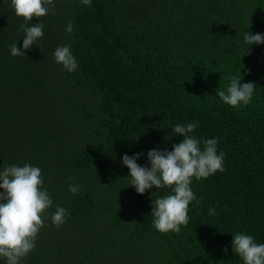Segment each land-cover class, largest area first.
I'll return each instance as SVG.
<instances>
[{
    "label": "trees",
    "instance_id": "obj_1",
    "mask_svg": "<svg viewBox=\"0 0 264 264\" xmlns=\"http://www.w3.org/2000/svg\"><path fill=\"white\" fill-rule=\"evenodd\" d=\"M54 5L26 22L0 0V169L39 167L53 200L20 264H244L234 234L264 244V44L244 40L264 34V0ZM25 23L45 26L27 50ZM12 44L25 53L13 56ZM60 46H70L75 71L56 62ZM230 76L255 83L247 105L219 97ZM188 123L201 141L217 140L224 170L192 178L188 224L162 233L152 201L172 188L139 194L122 157L140 153L150 167L148 151H172L184 139L175 125ZM57 206L68 210L59 228Z\"/></svg>",
    "mask_w": 264,
    "mask_h": 264
},
{
    "label": "clouds",
    "instance_id": "obj_2",
    "mask_svg": "<svg viewBox=\"0 0 264 264\" xmlns=\"http://www.w3.org/2000/svg\"><path fill=\"white\" fill-rule=\"evenodd\" d=\"M84 5L91 4V0H81ZM15 14L23 17L26 22L33 18L47 15L54 8V0H11ZM25 35L23 49H29L44 35V24L33 23L28 26L21 24ZM66 31L71 33L73 25L69 22ZM244 40L247 44H264V34L246 32ZM13 56L23 55L17 44L9 46ZM57 63L73 72L77 69L76 58L70 46H60L54 51ZM230 85L226 91H218L222 101L230 106L238 107L241 103H250L255 90V83L241 84V79L230 76ZM197 124H177L174 133L182 135L184 139L173 146L172 151L149 150L150 167L137 163L140 153L129 156L124 154L122 162L130 169L131 182L139 194L155 186L172 188L173 194H168L152 201L155 228L162 232L180 231L181 225L189 221V204L196 200L190 187L192 178L197 180L207 178L215 172L223 171L224 154L217 152V140L199 138L191 135ZM203 144V148H201ZM44 178L41 169L30 164L24 166L7 165L0 169V257L6 258V264H20L36 246L37 235L44 227L43 214L53 204L47 189L43 188ZM78 187L69 185V191L76 193ZM68 210L57 206L52 215V222L60 227L65 222ZM209 214H216L215 208L209 209ZM225 254L228 248L223 249ZM232 251L244 261V264H264V244L255 242L254 237L243 232L234 234Z\"/></svg>",
    "mask_w": 264,
    "mask_h": 264
}]
</instances>
